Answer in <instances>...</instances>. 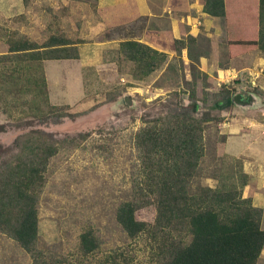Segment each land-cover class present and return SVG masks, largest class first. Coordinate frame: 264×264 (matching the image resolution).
<instances>
[{
  "label": "rangeland",
  "instance_id": "rangeland-1",
  "mask_svg": "<svg viewBox=\"0 0 264 264\" xmlns=\"http://www.w3.org/2000/svg\"><path fill=\"white\" fill-rule=\"evenodd\" d=\"M114 1L116 5L106 7L102 0H29L28 5L24 0H0V53L8 50L5 32H19L42 42L51 29L60 27L70 37L88 40L78 45V59L44 63L51 102L68 106L67 111L77 116L65 117L60 123H44L31 116L20 120V111H14L11 117L0 103V124L6 127L0 133V142L10 145L31 128H43L65 140L49 166L41 195L40 248L76 262L79 235L90 225L101 245L85 264H149L146 240L130 238L116 219L117 208L129 197L137 175L136 132L146 119L166 114L180 103L190 104V95L196 91L197 97L205 100L198 115L208 114L209 121L205 129L206 154L191 190L217 186L230 168L240 169L242 164L250 175L244 195L264 209V97L263 105L255 108L224 105L219 102L224 95L220 91L235 84L224 83L222 88L216 85L219 75L223 77V68L245 71L264 67V60L254 62L252 54L231 59L226 24L209 16L204 19L200 8L203 0H195L193 10L188 5L190 0ZM147 7L153 14L162 15L158 18L160 27L155 26L153 18L141 15ZM198 16L204 20L203 25L201 22L202 26L194 31L192 24ZM172 18L180 24L177 39L186 42L183 52L175 48ZM155 27L162 33L168 60L148 79L135 80L129 65L119 69L114 47L123 38L142 33L151 37ZM190 35L196 38L194 42ZM203 54L212 57V75L198 68L196 57ZM247 83L236 85V93L249 92ZM258 84L263 91L264 75ZM118 89L122 95L109 99L110 93ZM31 263V255L0 232V264ZM258 264H264V250Z\"/></svg>",
  "mask_w": 264,
  "mask_h": 264
},
{
  "label": "trees",
  "instance_id": "trees-1",
  "mask_svg": "<svg viewBox=\"0 0 264 264\" xmlns=\"http://www.w3.org/2000/svg\"><path fill=\"white\" fill-rule=\"evenodd\" d=\"M24 2L28 5L29 0ZM202 5L205 13L225 22L231 59L264 53V0H203ZM4 37L8 50L0 53L3 110L11 117L20 111V120L31 116L44 123L77 116L67 111L68 106L51 102L44 63L78 59V45L88 40L70 37L60 27L51 29L42 42L19 32H5ZM189 39L196 40L193 35ZM174 42L183 52L185 40ZM115 50L119 69L129 65L139 81L151 77L169 57L165 49L139 39L121 40ZM237 82L220 91L224 93L220 104L234 105ZM251 91L264 97L259 86ZM122 92L113 91L109 99ZM203 100L194 91L190 104L180 103L166 114L146 119L136 132L137 175L116 219L130 238L146 240L149 264H258L264 250V209L244 195L250 175L243 165L230 168L217 186L191 190L206 154L209 116L198 115ZM5 129L0 124V133ZM64 145V139L43 128L19 134L10 145L0 142V232L31 255V264H85L101 245L94 227L88 225L79 235L77 263L39 246L41 195L49 166Z\"/></svg>",
  "mask_w": 264,
  "mask_h": 264
},
{
  "label": "crops",
  "instance_id": "crops-1",
  "mask_svg": "<svg viewBox=\"0 0 264 264\" xmlns=\"http://www.w3.org/2000/svg\"><path fill=\"white\" fill-rule=\"evenodd\" d=\"M173 1V0H172ZM197 2H198V0H196ZM196 1L195 0H190L189 2H188V5H189V3H190V10H193L192 8H194V6H196ZM105 2V6L106 7H108V5L110 6V5H116V3H115V1L114 0H102V3H104ZM201 5H202V3H201ZM202 7H203V5L200 7L201 9H202ZM200 10V9H199ZM205 13V12H204ZM141 15H145V16H149V18H153L154 19V23H155V26H157V27H160V25H161V19H158V18H161L162 17V15L160 14V13H155V14H153L152 13V11L149 9V7H147V9H146V12L145 13H142ZM204 19L205 20H207L206 18V16H209V17H212V18H214V19H217V18H215V17H213V16H211V15H209V14H207V13H205L204 15ZM173 20H172V25H171V30H172V32L174 33V37H176V38H179L178 36H177V32H178V30H179V28H180V24H179V22H178V19H176V18H172ZM182 19H184V18H182ZM181 19V20H182ZM194 19H196V21L197 20H200V22H202V21H204V20H202L201 21V17L200 16H198V17H195ZM219 20V19H218ZM221 20V19H220ZM223 21V20H222ZM189 22H195V21H192L191 19L189 20ZM224 22V21H223ZM202 25H203V22H202ZM202 25H200V26H202ZM192 29L195 31L196 30V28H193L192 27ZM192 29H191V25H190V32L192 31ZM208 30H210V29H208ZM124 31V30H123ZM125 32V31H124ZM225 32H227L226 30H225ZM161 34L162 33H160V29H156V27H155V29L153 30V36H151V37H146L145 36V33H142L141 35L140 34H138L136 37H128V38H123L122 40H126V39H139V40H141V41H147L150 45H152L153 47H155V48H158V49H160V50H163V49H165V51H167V49L165 48V47H163L162 46V40H161ZM192 34H194V35H196L195 33H192ZM226 43H227V33H226ZM119 45V44H118ZM117 45V46H118ZM117 46H115L114 48H118ZM226 46H227V44H226ZM228 48V47H227ZM168 52V51H167ZM228 52V51H227ZM252 54V61H257V60H259V59H263L264 60V53L263 52H261V51H254V52H251V53H248L247 55H251ZM210 58H211V60H212V57H210V56H208V55H205V54H203L202 56L200 55V58H199V66H198V68L203 72V73H205L206 74V72L208 73V74H210V75H212L211 74V72L213 71V68H211V69H209L210 68V65L212 64V62H211V60H210ZM224 70L223 71H227V70H229V69H232V68H223ZM210 72V73H209ZM254 122H256V121H254ZM257 123V122H256ZM262 256V255H261Z\"/></svg>",
  "mask_w": 264,
  "mask_h": 264
},
{
  "label": "built area",
  "instance_id": "built-area-1",
  "mask_svg": "<svg viewBox=\"0 0 264 264\" xmlns=\"http://www.w3.org/2000/svg\"><path fill=\"white\" fill-rule=\"evenodd\" d=\"M200 25H201L200 20L195 22V24H192L193 28H195V27L197 28ZM222 72H223V77H220V75H219L218 83L216 84L217 86H220L222 88L224 83L225 84H229V83L235 84L236 81H238L237 85L239 87L243 83L248 82L247 83L248 87L250 89H252L253 87L259 86L258 80L264 75V67L263 66H258V67L255 66L253 68L249 67L245 71L244 70L235 71L233 69H229L227 71H222ZM225 77H226V79H223Z\"/></svg>",
  "mask_w": 264,
  "mask_h": 264
},
{
  "label": "water",
  "instance_id": "water-1",
  "mask_svg": "<svg viewBox=\"0 0 264 264\" xmlns=\"http://www.w3.org/2000/svg\"><path fill=\"white\" fill-rule=\"evenodd\" d=\"M233 103L242 109H250L263 105L262 97L255 92H248L247 95L235 93L232 96Z\"/></svg>",
  "mask_w": 264,
  "mask_h": 264
},
{
  "label": "flooded vegetation",
  "instance_id": "flooded-vegetation-1",
  "mask_svg": "<svg viewBox=\"0 0 264 264\" xmlns=\"http://www.w3.org/2000/svg\"><path fill=\"white\" fill-rule=\"evenodd\" d=\"M250 92V91H249ZM242 94H244V95H247L248 94V92H245V93H242Z\"/></svg>",
  "mask_w": 264,
  "mask_h": 264
},
{
  "label": "clouds",
  "instance_id": "clouds-1",
  "mask_svg": "<svg viewBox=\"0 0 264 264\" xmlns=\"http://www.w3.org/2000/svg\"><path fill=\"white\" fill-rule=\"evenodd\" d=\"M253 92V91H252Z\"/></svg>",
  "mask_w": 264,
  "mask_h": 264
}]
</instances>
